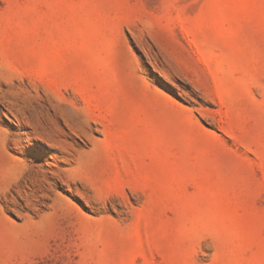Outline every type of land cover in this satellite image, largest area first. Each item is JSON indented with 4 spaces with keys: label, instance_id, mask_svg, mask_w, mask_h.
<instances>
[{
    "label": "rangeland",
    "instance_id": "374dc122",
    "mask_svg": "<svg viewBox=\"0 0 264 264\" xmlns=\"http://www.w3.org/2000/svg\"><path fill=\"white\" fill-rule=\"evenodd\" d=\"M0 264H264V0H0Z\"/></svg>",
    "mask_w": 264,
    "mask_h": 264
}]
</instances>
